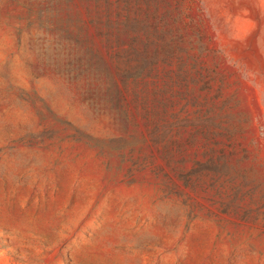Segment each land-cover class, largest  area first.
<instances>
[{
	"label": "rangeland",
	"instance_id": "obj_1",
	"mask_svg": "<svg viewBox=\"0 0 264 264\" xmlns=\"http://www.w3.org/2000/svg\"><path fill=\"white\" fill-rule=\"evenodd\" d=\"M0 264H264V0H0Z\"/></svg>",
	"mask_w": 264,
	"mask_h": 264
}]
</instances>
